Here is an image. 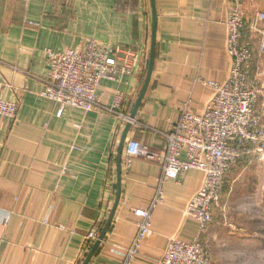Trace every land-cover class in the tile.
I'll use <instances>...</instances> for the list:
<instances>
[{"label": "crops", "instance_id": "obj_1", "mask_svg": "<svg viewBox=\"0 0 264 264\" xmlns=\"http://www.w3.org/2000/svg\"><path fill=\"white\" fill-rule=\"evenodd\" d=\"M233 6L234 0H0V97L20 99L15 119L0 114V264H84L113 214L88 264H122L137 233L134 210L151 205L162 175L155 130L170 129L188 99L190 109L202 114L214 89L201 80L229 76L226 22ZM245 8L251 19L264 10V0H246ZM154 12L155 60L136 111L150 128L129 129L123 149L126 125L116 116L76 107L60 115L59 104L39 96L46 49H72L90 36L146 48L137 76L98 86L106 106L121 90L122 110L132 114L149 72ZM257 57L254 72L261 68ZM259 98L264 108V91ZM132 138L156 157L127 163ZM203 180L204 172L192 169L164 183L163 202L132 264H154L171 237L195 239L198 222L185 209ZM91 231L97 240L88 238Z\"/></svg>", "mask_w": 264, "mask_h": 264}, {"label": "built area", "instance_id": "obj_2", "mask_svg": "<svg viewBox=\"0 0 264 264\" xmlns=\"http://www.w3.org/2000/svg\"><path fill=\"white\" fill-rule=\"evenodd\" d=\"M226 24L227 48L232 58L229 76L224 82L201 80L214 89L202 114L190 109L191 99H188L183 103L179 120L170 129L155 130L163 148L162 175L151 205L134 210L139 218L137 233L132 244L123 250L122 264H132L140 255L151 231L153 211L163 202L164 183L192 169L204 172L202 186L191 196L185 209L186 215L198 222V232L193 241L169 238L164 254L154 264H214L203 235L216 209L221 207L225 184L237 162L264 155V108L259 105L258 75L252 69L254 58L264 54V12L247 18L245 1L234 0ZM247 30L260 36L259 49L245 39ZM46 52L48 69L42 77L39 96L59 104L58 114L66 107L85 112L98 110L116 116L121 123L129 124L130 129L150 128L137 116L122 110L121 90L116 91L112 106L103 105L98 93L102 80L120 83L123 75L137 76L147 60L146 48L125 47L87 36L75 48L65 51L48 48ZM19 106L18 97L14 100L0 97V114L5 117L15 119ZM136 156L153 159L156 153L132 138L126 146L127 163ZM97 237L94 231L88 235L94 241Z\"/></svg>", "mask_w": 264, "mask_h": 264}, {"label": "rangeland", "instance_id": "obj_3", "mask_svg": "<svg viewBox=\"0 0 264 264\" xmlns=\"http://www.w3.org/2000/svg\"><path fill=\"white\" fill-rule=\"evenodd\" d=\"M244 37L250 43L252 41L251 46L259 49L257 32L249 31L246 36L245 31ZM257 59L261 68L255 72L260 92H263L264 54H259ZM241 168L245 172L237 177V172H242ZM220 206L203 235L212 262L264 264V155L236 163L225 184Z\"/></svg>", "mask_w": 264, "mask_h": 264}, {"label": "water", "instance_id": "obj_4", "mask_svg": "<svg viewBox=\"0 0 264 264\" xmlns=\"http://www.w3.org/2000/svg\"><path fill=\"white\" fill-rule=\"evenodd\" d=\"M155 42H156V12H154V25H153V34H152V38H151V53H150L149 72H148V76H147L146 82H145V84H144V86L142 88L141 94L139 96L138 102H137V104L135 106V110L131 114L132 116H136V111H137V109L139 107V104L142 101L146 91H147V88H148V85H149V82H150V79H151V74H152V70H153V63H154V60H155ZM129 129H130V125L127 124L126 125V130L124 132L123 139H122V142H121V148L120 149H123L125 138L127 136V133L129 131ZM119 163H120V159H119ZM113 215L110 217L107 225L105 226L102 234L100 235V238L95 242L94 247H93L90 255L88 256V258H87V260H86V262L84 264H88L89 263V261H90L92 255H93V253L95 252L96 248L100 245L101 240L105 237L106 232L108 231V229L110 228V226L112 224Z\"/></svg>", "mask_w": 264, "mask_h": 264}]
</instances>
